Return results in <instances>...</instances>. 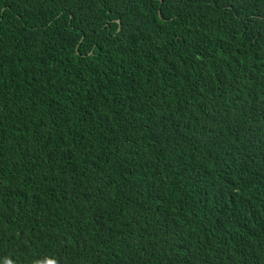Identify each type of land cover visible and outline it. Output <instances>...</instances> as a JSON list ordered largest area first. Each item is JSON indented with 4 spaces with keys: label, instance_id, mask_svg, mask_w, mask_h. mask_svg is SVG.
Returning <instances> with one entry per match:
<instances>
[{
    "label": "trees",
    "instance_id": "trees-1",
    "mask_svg": "<svg viewBox=\"0 0 264 264\" xmlns=\"http://www.w3.org/2000/svg\"><path fill=\"white\" fill-rule=\"evenodd\" d=\"M0 264H264V0H0Z\"/></svg>",
    "mask_w": 264,
    "mask_h": 264
}]
</instances>
